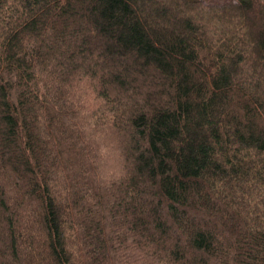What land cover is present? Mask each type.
Instances as JSON below:
<instances>
[{"label": "trees", "instance_id": "obj_1", "mask_svg": "<svg viewBox=\"0 0 264 264\" xmlns=\"http://www.w3.org/2000/svg\"><path fill=\"white\" fill-rule=\"evenodd\" d=\"M0 264H264V0H0Z\"/></svg>", "mask_w": 264, "mask_h": 264}, {"label": "rangeland", "instance_id": "obj_2", "mask_svg": "<svg viewBox=\"0 0 264 264\" xmlns=\"http://www.w3.org/2000/svg\"><path fill=\"white\" fill-rule=\"evenodd\" d=\"M216 1V0H215Z\"/></svg>", "mask_w": 264, "mask_h": 264}]
</instances>
